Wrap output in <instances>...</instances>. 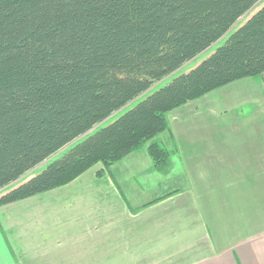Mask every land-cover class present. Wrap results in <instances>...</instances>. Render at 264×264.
I'll use <instances>...</instances> for the list:
<instances>
[{
	"label": "trees",
	"instance_id": "obj_1",
	"mask_svg": "<svg viewBox=\"0 0 264 264\" xmlns=\"http://www.w3.org/2000/svg\"><path fill=\"white\" fill-rule=\"evenodd\" d=\"M260 1L0 0V190L47 163L3 192L0 206L98 163L110 172L146 144L156 170L168 168L171 152L154 140L171 132L168 112L264 73V6L199 65L102 122L228 35Z\"/></svg>",
	"mask_w": 264,
	"mask_h": 264
},
{
	"label": "crops",
	"instance_id": "obj_2",
	"mask_svg": "<svg viewBox=\"0 0 264 264\" xmlns=\"http://www.w3.org/2000/svg\"><path fill=\"white\" fill-rule=\"evenodd\" d=\"M168 120L165 170L143 147L0 206V264H264V73Z\"/></svg>",
	"mask_w": 264,
	"mask_h": 264
},
{
	"label": "rangeland",
	"instance_id": "obj_3",
	"mask_svg": "<svg viewBox=\"0 0 264 264\" xmlns=\"http://www.w3.org/2000/svg\"><path fill=\"white\" fill-rule=\"evenodd\" d=\"M264 6V0H261L253 9L252 11H250L247 15L243 16L240 18V20L236 23V25L230 30V32L228 33V35H225L224 37H222L219 41H217L215 44H213L211 47H209L208 49H206L205 51H203L202 53L198 54L196 57H194L192 60L188 61L187 63H185L181 68H179L177 71L173 72L172 74H170L169 76H167L166 78H164L163 80H161L160 82L156 83L152 88H150L144 95H142L141 97H138L136 99H134L132 102H130L129 104H127L125 107H123L122 109H120L119 111L115 112L114 114H112L110 117H108L106 120H104L101 124L100 127H104L109 125L110 123L114 122L115 120H117L120 116H122L125 112H127L128 110H130L131 108H133L135 105H137L141 100H143L144 98H146V96L152 94L153 92H155L156 90L160 89L161 87H164L167 83H169L173 78L177 77L178 75H180L181 73H186L188 71H190L191 69H193L194 67H196L197 65H199L201 62H203L205 59H207L209 56H211L215 50L222 46L225 41L227 40L229 34L233 33L234 31H236L239 27H241L255 12H257L261 7ZM147 94V95H146ZM145 96V97H144ZM157 137V136H156ZM156 137L154 138V140H156ZM161 145L164 146V143L161 142ZM144 147L148 148V144H146ZM143 148V147H142ZM139 150V149H138ZM150 155V154H149ZM151 157V156H150ZM121 160V159H120ZM119 161V160H118ZM153 161V160H152ZM117 162V161H116ZM47 166V163L41 164L38 167L34 168L33 170H31L30 172H28L26 175H24L23 177H21V179H19L18 181H16L15 183L10 184L9 186L5 187L4 189L0 190V195L3 192H6L7 190H11V188L19 185L20 183H22L23 181L27 180V178H29L30 176L36 175L39 172H41L45 167Z\"/></svg>",
	"mask_w": 264,
	"mask_h": 264
}]
</instances>
